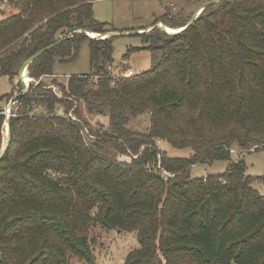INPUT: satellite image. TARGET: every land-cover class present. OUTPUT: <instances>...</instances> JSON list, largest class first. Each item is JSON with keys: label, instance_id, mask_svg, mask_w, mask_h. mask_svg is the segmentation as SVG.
Instances as JSON below:
<instances>
[{"label": "trees", "instance_id": "1", "mask_svg": "<svg viewBox=\"0 0 264 264\" xmlns=\"http://www.w3.org/2000/svg\"><path fill=\"white\" fill-rule=\"evenodd\" d=\"M96 1L9 0L18 12L0 20V83L10 86L1 102L14 97L28 61L33 80L0 163V264L88 260L93 220L137 232L141 249L125 264H264V194L244 159L231 161L235 150L264 149V0H221L192 23L163 22L178 33L157 20L135 34L144 46L134 51H150L152 68L114 87L119 36L89 35L118 31L95 19ZM84 42L90 73L48 84ZM4 111L0 104V145ZM145 114L141 131L133 121ZM159 141L191 155L170 156ZM217 160L231 161L225 173L191 176Z\"/></svg>", "mask_w": 264, "mask_h": 264}, {"label": "rangeland", "instance_id": "2", "mask_svg": "<svg viewBox=\"0 0 264 264\" xmlns=\"http://www.w3.org/2000/svg\"><path fill=\"white\" fill-rule=\"evenodd\" d=\"M221 0H99L94 3L95 19L101 23L108 24L111 28L118 31L114 42V54L112 69L114 73H119L122 70L131 68L135 74H141L152 68V54L148 50L134 49L144 46L141 36L135 34H149L153 29V25L157 20H161L157 27L167 33H178L167 31L163 22L170 21L168 25L180 24L181 22H192L199 17L195 14L200 8L207 3H218ZM210 3V4H212ZM209 4V5H210ZM0 20H4L18 12V9L13 5H5L3 10H0ZM200 11V10H199ZM167 24V23H166ZM167 25V26H168ZM152 26V27H151ZM170 27V26H169ZM175 29V28H174ZM123 35H121L122 33ZM134 33V34H133ZM94 33L89 34V37L95 40H104L105 38L94 37ZM99 34L110 38L115 35ZM126 34H133L127 36ZM25 69V68H24ZM91 71L90 64V48L87 42L81 46L79 57L76 61L68 64L57 62L54 67L55 77L47 78L45 81L52 84L53 80L59 83H67L70 76L86 75ZM20 82V80H19ZM17 81L14 89V96L19 94L21 86ZM19 84V85H18ZM30 84V81L27 82ZM54 92L59 97L63 96L59 87L55 85ZM10 90L9 84L5 81L0 83V104L8 106L5 102H1V97ZM5 113V111H4ZM88 116V115H87ZM87 119L96 126L98 120L106 123L104 118ZM149 125V117L145 114L137 117L133 121V126L141 131H145ZM5 129V127H4ZM4 137V131H3ZM160 142V146L170 156L186 158L191 155L190 150L174 149L169 144ZM3 140L0 145V150L3 147ZM142 150V149H141ZM244 159L246 164V173L248 176L255 178L256 183L254 188L264 194V149L263 146H255L250 151L240 152L233 151L231 161ZM231 161L217 160L213 163L199 164L191 169L193 178H203L212 174L225 173ZM95 217V212L93 213ZM89 255L88 260L80 259L77 256L70 255L69 264H125L127 256L135 250L141 249V243L138 240L137 232L122 231L119 229L104 228L98 221L93 220L92 228L89 235Z\"/></svg>", "mask_w": 264, "mask_h": 264}, {"label": "water", "instance_id": "3", "mask_svg": "<svg viewBox=\"0 0 264 264\" xmlns=\"http://www.w3.org/2000/svg\"><path fill=\"white\" fill-rule=\"evenodd\" d=\"M212 3V2H210ZM210 3H207L205 4L203 7L205 8L206 6H208ZM192 22H194V19L192 20ZM191 22V23H192ZM159 26V25H158ZM88 33V32H87ZM89 34V33H88ZM115 35L117 33H110L108 35ZM30 61H28L25 66L22 68L21 72H20V77H19V80H20V83H21V87H22V91L19 93V94H16L12 100L9 102L6 110H5V115H6V121H5V124H4V127H6V124H8V137H7V140L5 142V144H3V147L1 148L0 150V163L1 161L3 160L8 148H9V145H10V141H11V136H12V133H11V125H10V120H11V117L13 116V110H14V107L19 103L21 97L27 92L28 90V84L26 83V81L24 80V77H23V70L24 68H27L28 65H29ZM29 78V77H28ZM9 109V110H8ZM9 111V112H7ZM3 142H4V137H3Z\"/></svg>", "mask_w": 264, "mask_h": 264}, {"label": "built area", "instance_id": "4", "mask_svg": "<svg viewBox=\"0 0 264 264\" xmlns=\"http://www.w3.org/2000/svg\"><path fill=\"white\" fill-rule=\"evenodd\" d=\"M5 5H11L10 2H9V0H0V10H3ZM109 70L111 71L112 68L110 67ZM116 74L117 75H114L113 78H112L114 80L111 83L112 87H114V85H115V80L132 77V76L135 75V72L131 68H128V69L122 70V71H120L119 73H116ZM100 78H101L100 75L94 74L91 77V84L94 85V86H96L97 84H99ZM29 81L31 82L33 80L31 78H29ZM36 83H39V82H36ZM28 88H29V85H28ZM49 88H52L53 90H56L55 89V85H51V86H49Z\"/></svg>", "mask_w": 264, "mask_h": 264}, {"label": "bare ground", "instance_id": "5", "mask_svg": "<svg viewBox=\"0 0 264 264\" xmlns=\"http://www.w3.org/2000/svg\"><path fill=\"white\" fill-rule=\"evenodd\" d=\"M203 10H204V8H202L199 11V15L202 13ZM165 28L167 29V31H172V32H181L183 30V28H181V29L180 28L174 29V28H171V27L166 26V25H165ZM93 35H94V37L107 38V36H100L99 34H96V33H94ZM23 77H24V80L27 83L29 81V78H28V69L27 68H25L23 70ZM7 112H9V111H7ZM8 129H9L8 124H6V127L4 129V144H5V142L7 140V137H8Z\"/></svg>", "mask_w": 264, "mask_h": 264}, {"label": "crops", "instance_id": "6", "mask_svg": "<svg viewBox=\"0 0 264 264\" xmlns=\"http://www.w3.org/2000/svg\"><path fill=\"white\" fill-rule=\"evenodd\" d=\"M202 8H200L199 10H201ZM199 10L195 13V14H199ZM159 25V24H158ZM152 27V26H151ZM53 77H55V75L54 76H52V78ZM48 78H51V77H48ZM45 79H47V78H45Z\"/></svg>", "mask_w": 264, "mask_h": 264}]
</instances>
